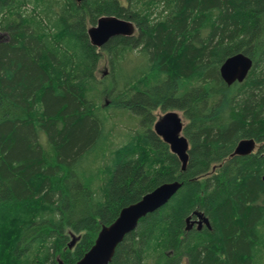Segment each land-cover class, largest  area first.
I'll use <instances>...</instances> for the list:
<instances>
[{"label": "trees", "instance_id": "obj_1", "mask_svg": "<svg viewBox=\"0 0 264 264\" xmlns=\"http://www.w3.org/2000/svg\"><path fill=\"white\" fill-rule=\"evenodd\" d=\"M103 16L136 34L92 46ZM239 53L254 65L228 86L220 67ZM159 110L186 121L185 171ZM244 139L254 153L232 156ZM263 176L264 0H0V264H76L174 181L110 264H264ZM197 211L210 229L187 230Z\"/></svg>", "mask_w": 264, "mask_h": 264}, {"label": "water", "instance_id": "obj_2", "mask_svg": "<svg viewBox=\"0 0 264 264\" xmlns=\"http://www.w3.org/2000/svg\"><path fill=\"white\" fill-rule=\"evenodd\" d=\"M136 32V25L130 20L117 16H103L96 25L88 29V36L91 45L101 49L114 37H131ZM253 65L254 61L251 57L243 53L233 55L221 65V78L228 86L237 82L242 83L248 77ZM183 130V119L180 113L174 110L161 115L154 125L156 134L170 146L172 153L178 156L182 170L185 171L189 161L190 144ZM256 148L257 143L254 139H244L239 142L232 156H247L254 153ZM181 186L182 183L179 181L164 183L145 194L138 202L123 208L112 224L101 229L93 246L76 264H110L118 245L137 228L140 220L164 207ZM193 216L196 219H193ZM186 223L187 230L192 229L196 224L198 230H201L203 223L210 227L209 219L198 211L189 216ZM77 239L73 238L69 244L70 248H73ZM58 264L64 263L59 260Z\"/></svg>", "mask_w": 264, "mask_h": 264}, {"label": "rangeland", "instance_id": "obj_3", "mask_svg": "<svg viewBox=\"0 0 264 264\" xmlns=\"http://www.w3.org/2000/svg\"><path fill=\"white\" fill-rule=\"evenodd\" d=\"M90 27H92V26H90ZM134 56H135V54H134ZM109 74V66H108V64H107V61L105 60L101 65H100V68H99V77H102V75L103 74ZM180 113V112H179ZM156 114H157V116H158V118L161 116V115H163L164 113L161 111V110H159V111H157L156 112ZM180 115H181V117H182V114L180 113ZM182 119H183V122L184 123H186V121L184 120V118L182 117ZM123 138V140L125 139L124 137H122ZM119 141H121V140H119ZM256 150V149H255Z\"/></svg>", "mask_w": 264, "mask_h": 264}, {"label": "flooded vegetation", "instance_id": "obj_4", "mask_svg": "<svg viewBox=\"0 0 264 264\" xmlns=\"http://www.w3.org/2000/svg\"><path fill=\"white\" fill-rule=\"evenodd\" d=\"M193 219H196V217L193 216ZM210 222V221H209ZM194 227H197L198 228V225L196 224ZM207 227V228H211V227H208L205 223L202 224V230Z\"/></svg>", "mask_w": 264, "mask_h": 264}]
</instances>
